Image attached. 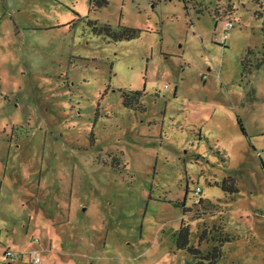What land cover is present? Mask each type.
<instances>
[{
	"label": "rangeland",
	"instance_id": "374dc122",
	"mask_svg": "<svg viewBox=\"0 0 264 264\" xmlns=\"http://www.w3.org/2000/svg\"><path fill=\"white\" fill-rule=\"evenodd\" d=\"M101 1L0 0V264H264V0Z\"/></svg>",
	"mask_w": 264,
	"mask_h": 264
},
{
	"label": "trees",
	"instance_id": "16d2710c",
	"mask_svg": "<svg viewBox=\"0 0 264 264\" xmlns=\"http://www.w3.org/2000/svg\"><path fill=\"white\" fill-rule=\"evenodd\" d=\"M107 0H102L99 5H106ZM136 31L131 29H123L119 34L113 35L115 39L122 40L127 39L130 40L135 37ZM141 93H136L132 97L124 94L123 105L125 108L132 109V110H141L144 112V108L142 106L133 108L132 101L139 102V97ZM138 105V103H137ZM240 128L242 132L244 129L240 124ZM222 189L230 194L233 195L238 192L236 187L234 186V182L231 178H228L223 181ZM202 202L198 205L201 206ZM183 213L184 215L191 213L190 210H187L183 206ZM213 242L214 244L207 250H201L200 246L203 242ZM231 240L228 236L224 235L221 232V227H212L211 229H204L198 236V245L193 246L190 243V228L189 225L185 224L184 221L181 224V228L179 229L178 233L175 235V244L178 251L186 252L192 259L190 264H219L222 260V247L225 243H229Z\"/></svg>",
	"mask_w": 264,
	"mask_h": 264
},
{
	"label": "built area",
	"instance_id": "2783aa9c",
	"mask_svg": "<svg viewBox=\"0 0 264 264\" xmlns=\"http://www.w3.org/2000/svg\"><path fill=\"white\" fill-rule=\"evenodd\" d=\"M225 27L226 28H230L231 25L229 22H226L225 23ZM228 29H226L227 31ZM226 31H225V34L223 36V39L225 40L226 37H227V34H226ZM200 194H201V190L200 188L198 187L194 193V203L196 205L200 204L202 202L201 198H200ZM28 258H29V261L34 263V264H39L40 263V259L39 257L36 255L35 252H32L28 255ZM3 261L6 263V264H14L16 261H19L21 260V257L19 255H17L16 253H13L11 251H7L4 256L2 257Z\"/></svg>",
	"mask_w": 264,
	"mask_h": 264
}]
</instances>
